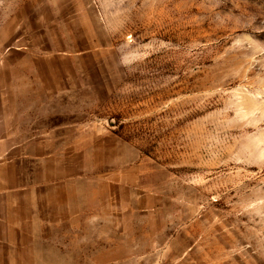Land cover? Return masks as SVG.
I'll list each match as a JSON object with an SVG mask.
<instances>
[{
    "label": "rangeland",
    "instance_id": "1",
    "mask_svg": "<svg viewBox=\"0 0 264 264\" xmlns=\"http://www.w3.org/2000/svg\"><path fill=\"white\" fill-rule=\"evenodd\" d=\"M0 163L104 206L82 263L264 264V0H0Z\"/></svg>",
    "mask_w": 264,
    "mask_h": 264
},
{
    "label": "crops",
    "instance_id": "2",
    "mask_svg": "<svg viewBox=\"0 0 264 264\" xmlns=\"http://www.w3.org/2000/svg\"><path fill=\"white\" fill-rule=\"evenodd\" d=\"M6 168L0 163V264H85V256L114 252L113 245L100 246L114 236L96 231L110 223L100 203L81 199L68 181L51 186L8 182ZM12 168L17 178L27 176L19 164ZM45 188L51 189L41 192Z\"/></svg>",
    "mask_w": 264,
    "mask_h": 264
}]
</instances>
